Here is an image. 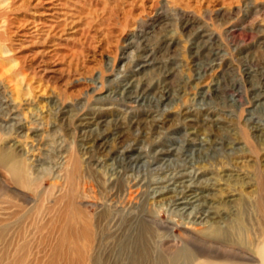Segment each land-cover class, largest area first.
Listing matches in <instances>:
<instances>
[{
    "label": "rangeland",
    "instance_id": "1",
    "mask_svg": "<svg viewBox=\"0 0 264 264\" xmlns=\"http://www.w3.org/2000/svg\"><path fill=\"white\" fill-rule=\"evenodd\" d=\"M263 96L264 0H0V149L31 177L0 166V264H72L63 214L92 223L94 264L141 247V264L184 248L258 264ZM192 170L244 239L203 236L148 190Z\"/></svg>",
    "mask_w": 264,
    "mask_h": 264
},
{
    "label": "bare ground",
    "instance_id": "2",
    "mask_svg": "<svg viewBox=\"0 0 264 264\" xmlns=\"http://www.w3.org/2000/svg\"><path fill=\"white\" fill-rule=\"evenodd\" d=\"M98 139L99 138L95 139V143L98 141ZM0 166L6 169L8 174L17 184L27 187L31 183L30 182L31 177L29 176L30 166L21 157H18L14 152H11L10 150H6V149H0ZM197 175L198 173L196 172V170H192L191 172L187 173L186 176L184 175L185 177L188 176L187 179H184V177L179 179L177 178V175H174L173 178L171 177V180L173 181L166 180V182H164V179L162 180V178L160 179V177H158L149 180L147 182V187L148 190L151 191V195L153 198H155L156 195H160L161 193L163 194V192L173 191L174 198L169 203L172 204L173 202L175 209L181 211L180 214L185 215L187 219L193 224L203 225L197 229L199 230L200 233L203 234V236L209 239H213L215 241L216 240L227 241V240H231L232 238H237L238 240L244 239L245 226L240 218L237 219L235 223L232 224L229 223L228 226H222L216 224L215 219L217 215H215V213L212 210L213 201L209 199V193H204L205 190L203 189V187L197 186L198 184L197 185L194 184ZM64 215L65 214H63L61 217L62 219L60 221L59 228L62 232V228L65 225V223H70L69 226H67L69 227L70 230L69 232L64 230L62 233H59V235H57V239H56L57 245L61 246L66 242L71 243L69 245L71 250L70 253L73 256L78 255L79 257L75 262H81V264H94V262H91V259L89 258V252L93 245L92 242L94 236V231L91 229L92 223L88 221V223L86 222L84 224V227L80 229L78 216L73 215V216H69L68 218L66 217L63 218ZM80 239L84 246L79 243ZM83 247H85V250H82ZM81 251L85 253V256L83 254H81V256L79 255ZM131 254L129 255L131 257H128V262L131 264H141L142 262L143 263L146 261L148 262L149 260V256H148L149 253L143 247L135 251V254L132 255ZM73 256L70 255V257L72 258L67 259L69 263L72 264L74 263ZM255 256H256L255 259L258 261V264H264V241L257 247ZM180 260L182 261L181 263ZM152 264H246V263L231 261L229 259L215 260L212 259V257H210L209 255L203 253L193 254L190 249L184 248V251L180 252V254L178 253V255L176 254L174 257L167 258V257H163V255L158 256L155 259V262H153Z\"/></svg>",
    "mask_w": 264,
    "mask_h": 264
}]
</instances>
